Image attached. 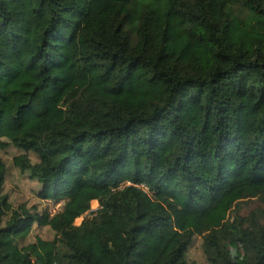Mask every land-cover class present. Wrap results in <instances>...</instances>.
Returning <instances> with one entry per match:
<instances>
[{"label":"trees","instance_id":"trees-1","mask_svg":"<svg viewBox=\"0 0 264 264\" xmlns=\"http://www.w3.org/2000/svg\"><path fill=\"white\" fill-rule=\"evenodd\" d=\"M9 147L63 205L14 208L0 158V264H196L194 236L233 264L217 229L264 264V223L226 224L264 198V0H0ZM34 226L54 238L21 246Z\"/></svg>","mask_w":264,"mask_h":264},{"label":"rangeland","instance_id":"rangeland-1","mask_svg":"<svg viewBox=\"0 0 264 264\" xmlns=\"http://www.w3.org/2000/svg\"><path fill=\"white\" fill-rule=\"evenodd\" d=\"M22 153L21 150L9 147L4 151H0V158L4 161L6 166V180L3 186V194H6L9 198L10 203L14 208L20 205L25 206L29 210L37 211L39 213L47 210V203L45 200H41L38 197L40 191V184L28 178V175L21 173L19 169L15 168L12 164V157ZM28 157L31 163L37 162V157L33 153H28ZM63 205V203H62ZM99 208L96 203L90 204V209ZM264 198H249L237 201L227 214L226 224H230L232 220L236 217L245 218L244 226L245 229L249 230V222L256 225H261L264 223ZM92 217L91 211L84 214L82 217L75 221V225L79 226L84 219ZM218 238V243L220 247L227 251L230 255L232 263L238 264L241 262L243 257V252L241 246L230 240L224 235V233L217 229L215 231ZM36 237H40L44 240H52L54 238V233L48 227H37L34 226L31 234L20 242L21 246L28 243L34 242ZM186 259L189 262H195L196 264H209L202 248V237L194 236L192 243L186 252Z\"/></svg>","mask_w":264,"mask_h":264},{"label":"built area","instance_id":"built-area-1","mask_svg":"<svg viewBox=\"0 0 264 264\" xmlns=\"http://www.w3.org/2000/svg\"><path fill=\"white\" fill-rule=\"evenodd\" d=\"M145 189V188H144ZM46 203H47V212H48V214L50 215V216H54L55 214H57L60 210H61V208H62V203L61 202H59V203H55V202H53V201H51V200H46ZM99 205V204H98ZM89 211H91V213H94V212H96L97 211V208H93V209H91V210H89ZM88 211V212H89Z\"/></svg>","mask_w":264,"mask_h":264},{"label":"crops","instance_id":"crops-1","mask_svg":"<svg viewBox=\"0 0 264 264\" xmlns=\"http://www.w3.org/2000/svg\"><path fill=\"white\" fill-rule=\"evenodd\" d=\"M93 202H95L98 205V202L97 201H93Z\"/></svg>","mask_w":264,"mask_h":264},{"label":"bare ground","instance_id":"bare-ground-1","mask_svg":"<svg viewBox=\"0 0 264 264\" xmlns=\"http://www.w3.org/2000/svg\"><path fill=\"white\" fill-rule=\"evenodd\" d=\"M95 203V202H94Z\"/></svg>","mask_w":264,"mask_h":264}]
</instances>
